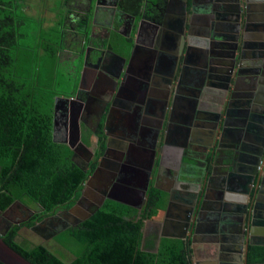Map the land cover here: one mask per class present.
Instances as JSON below:
<instances>
[{"label": "flooded vegetation", "instance_id": "af4514ba", "mask_svg": "<svg viewBox=\"0 0 264 264\" xmlns=\"http://www.w3.org/2000/svg\"><path fill=\"white\" fill-rule=\"evenodd\" d=\"M101 1L96 2L101 4ZM117 1L113 5L117 15L111 18L110 29H104L102 34V40L106 41H101L97 48L92 43V48L84 55L89 62L83 63L80 70L74 98L65 96L67 101L57 96L61 99H55V138L72 144L77 163L89 167L98 148L96 132L103 122L105 152L107 143L113 141L115 144L110 150L112 161L121 166L136 164L145 169L146 174L152 165L145 197L147 175H138L134 181L135 189L142 193L134 197L136 199L132 198L133 201L131 199L138 206L135 209L143 210L151 186L167 192V204L171 196L172 210H187L194 197L202 195L205 198L202 216L193 209L194 216L189 221L191 225L195 220L199 221L204 231L195 239L193 260L197 258V264H212V260L222 257L224 260L231 258L238 264L247 257V264H255L249 261V249L246 254V240H241V237H247L246 230L241 233L240 227L230 228L227 222L232 219L239 226L246 221L243 216L247 215L248 226L251 213L255 219L252 241H264V123L257 129L261 121L258 120L261 113L258 107L264 106L254 104L260 82L264 84V0H190V6L188 0H182L185 7L181 0H156L146 6L144 23L136 18L133 23L131 17L118 10ZM184 10L186 14H183ZM113 23L116 24L114 28ZM113 31L123 38L128 48H131L128 43L138 41L139 46L131 48L133 64L129 71L122 55L107 46L117 37ZM98 48H101L99 52ZM184 61L189 71L174 98V87L178 85V74ZM205 67L208 72L222 69L211 74L219 79L209 78V73L205 75ZM173 68L176 72L171 84L169 76ZM249 71L253 83L247 85ZM197 87H200L199 93ZM262 95L259 101H264V93ZM241 100L249 108L247 119L238 117L237 106ZM229 105L231 125L223 127L222 119ZM177 112L181 118L175 115ZM198 114L202 116L198 117ZM174 122L183 124L176 135L170 131ZM197 122L203 126H197ZM84 137L88 138L87 142L83 141ZM241 146H245L253 157L254 167H250L258 171L261 180L258 184L256 178L249 188V184L237 176L232 178L234 181L227 197H232L234 202L226 208L234 214L229 217L227 211H219L224 206L218 202L221 197L226 198L224 193L227 192L221 188L229 184L230 169L225 162L233 153L244 155ZM195 164L202 167L198 178L191 180L190 172L194 171ZM244 167L239 165L238 169ZM167 179L169 183L166 184ZM103 182L100 183L102 186L105 185ZM113 188L110 186L108 192L115 195ZM213 210L225 216L213 214ZM163 220V213L155 211L148 220L150 226L145 230V238L157 234L158 240L165 230L161 226ZM37 224L35 230L40 229ZM48 228L53 230L52 226ZM214 230L216 235L209 232ZM46 231L47 228L43 232ZM222 231L223 234L227 231L237 233L233 253L220 252Z\"/></svg>", "mask_w": 264, "mask_h": 264}, {"label": "trees", "instance_id": "16d2710c", "mask_svg": "<svg viewBox=\"0 0 264 264\" xmlns=\"http://www.w3.org/2000/svg\"><path fill=\"white\" fill-rule=\"evenodd\" d=\"M152 1L156 0L117 3L120 11L141 19ZM24 4V0H0V212L16 202L34 209L13 223L4 240L32 264H194L189 238H162L155 250L143 248L146 222L168 200L167 192L156 186L150 187L141 211L107 199L91 217L60 231L53 240L65 251L63 257L42 243L18 240L23 229L76 204L106 149L101 122L95 157L84 171L72 160L69 145L55 138V99L76 91L84 48L73 60L62 59L66 50L62 32L70 28L64 25L65 14L70 13L66 5L65 14L57 12L58 20L44 29L42 20L28 17ZM30 29L41 31V36H30ZM83 32L87 38L89 27L81 28ZM124 43L118 35L107 46L124 48ZM249 261L264 263V246H250Z\"/></svg>", "mask_w": 264, "mask_h": 264}, {"label": "water", "instance_id": "95a60500", "mask_svg": "<svg viewBox=\"0 0 264 264\" xmlns=\"http://www.w3.org/2000/svg\"><path fill=\"white\" fill-rule=\"evenodd\" d=\"M181 3L183 5V7H185L184 1L181 0ZM116 6H117V4H116ZM185 10H184L183 14H186L187 11H185ZM127 16L131 17V19L133 20L132 21L133 23L135 22L136 19L134 16H131L129 14H127ZM143 18H144V15H142V17H141L142 22L144 23L145 20H143ZM137 46H139L138 41L133 40L131 48L136 49ZM131 50L129 52L130 53L129 57L122 56V60L127 64V71H129L128 68L130 66H132V64H133L132 63L133 57L131 56ZM182 50H183V48H182ZM182 50H181V53H183ZM262 59H264V56L262 57ZM187 65L188 64H186V62L184 61L183 67L181 69V73L178 74V79H177L178 85H175V87H174V89H175L174 98L179 94V92H178L179 87L185 81L186 74L189 71V68L187 67ZM207 70L208 69H206V67H205V70H204L205 75H207V73H209L211 75V74H214L216 72L222 71V69H217V68H216V70L210 69L209 72ZM249 70H251V67ZM175 72H176V69L173 68V70L171 71L170 76H169V79H170L169 83H171V84L174 83ZM250 72L251 71H249L248 74H246L245 84H247V85L253 83L252 76L250 75ZM212 77L216 80L219 79V77H216L213 75L209 76V78H212ZM262 82H264V81H262ZM170 87H171V85H170ZM200 87H197L198 93L200 92ZM260 89H262V90H260ZM260 89L258 90L257 93H255L256 99L254 101V104H258L256 106H264V104H263L264 101H262V100L259 101V98L263 97L262 94L264 93V84L261 82H260ZM59 99H61V98H58V97L56 98L57 101ZM201 104L202 103L199 104L200 110H201V106H202ZM237 109L239 110L238 117L243 118V119H247L245 117L246 116L248 117V112H249L248 109L249 108L246 107V104L243 100H241V103L238 104ZM218 110H219V108H218ZM229 110H230V105L228 107L226 106V110L224 112V118L222 119V124H221L223 127H225V126L227 127L231 123V121H229V117L231 116L229 114ZM258 111L261 112V113H259L260 116L258 117L259 118L258 120H261L259 122V126H257V129L259 130L260 125L264 123V113H263L264 107H258ZM218 114L219 115H217V116L220 117L219 111H218ZM200 116H202V115L198 114V117H200ZM54 125H55V122H54ZM196 125L197 126H203V124L201 122H197ZM79 134H80V131H79ZM262 135H264V130H262ZM79 140L81 142L80 135H79ZM81 144H82V142H81ZM68 145L73 150L72 160L81 169H83L84 171H87L88 167L82 166V165L77 163V161H76V150L74 149V146L72 144H68ZM82 145L85 146V144H82ZM113 146H115L113 141L107 143L106 152L104 153L101 160L98 162L95 170L89 176L87 182L84 185L81 196L78 199V201L76 202V204L67 211H61L54 216H50V217L45 218L43 221H41L40 223L37 224V227L40 229H36V230H40V232L43 233L45 228L52 226L53 230L48 234V236L53 239L60 233V231H63L65 229L69 228L70 226H76L80 222L91 217L104 204V202L107 199L114 200V201H117L119 203L125 204L127 206H131L134 208L138 207L132 201H133V199H136L134 197L139 196L140 194L142 195V193L135 189L134 181L138 175L145 174L148 177L149 173L152 170V165H151V168L149 167L150 169L148 168L147 174H146L145 169L137 167L136 164L130 165V166H125V165L121 166L119 163L114 162L110 159V156H111L110 152H112L110 150H112V148H114ZM244 147L245 146L240 147V149H242L241 152H243L244 155L243 154L238 155L237 153H233V154H231V156H229V161L226 160V162H225V163H227L226 165L229 164L228 168L230 169L228 171L229 172V179H228L229 184L227 183L228 185L223 186L221 188V190H223L224 192L226 191L227 193H224L226 195L225 196L226 198L223 199V197H221L220 198L221 201L218 203H219V205L221 204L222 206H224L219 211L221 212L223 210V213L228 212V215H226V216H229V217H231L232 214H234V211H232L231 209L227 210V208H226V207L231 206L234 202L232 197L231 198L227 197L228 193L230 195V192H229L231 190L230 185H232V183L234 181V179H232V178L237 176V179L240 178L242 181L249 184V188H250V185H253L256 178H257L256 180H257L258 184L260 183V180H261L260 175L257 176L258 171H255V168H251V167H254V166H252V161H251V158L253 160V157L251 155H249L250 152L248 151L247 148L245 149ZM239 152H240V150H239ZM235 157H237V158L234 161ZM233 161H234V164H233ZM236 163H238V164L235 166ZM239 165H245L244 169H242V168H241L242 170L238 169ZM120 167H121V169H120ZM123 173H124V175H123ZM125 174H126V176H125ZM149 177H150V175H149ZM149 177H148V179L145 180L146 186L144 187L145 190L143 191V195H144L143 197H145L146 191L148 190V187H149ZM97 181H99V182L104 181L103 183L105 184L102 186V188L98 189L99 193L94 192V190H97V185H96ZM115 181H117V182H115ZM110 186L114 187L113 191L116 193L115 195L110 194L108 192V189H110ZM131 199H132V201H131ZM204 205H205V198H203L202 195H196L194 197V200L192 201V205L189 206L190 208H188L187 210L185 208H182L180 210H175V209L172 210L173 205L171 204V196L169 195V201H168L166 208L158 209L164 215V220H163L164 222L161 224V226L163 225L162 228L165 229L163 231V233L160 234L159 240H161L162 238H172V239H187V238H189L191 240L193 253L195 255V251H194L195 239H196V237H199L204 231H203L202 226H200V224L198 223L199 221L195 220L193 225H191L189 221H191V219L194 216L193 215V212H194L193 209H196V214L198 216H200V215L202 216L201 213L203 211ZM224 210L227 212H225ZM64 214L69 215L66 218V220H67L66 223H64L63 220L61 219V217L65 216ZM213 214L217 215L220 213L215 212L213 210ZM203 215H205V214H203ZM220 215L225 216L223 214H220ZM243 218L244 219L246 218V221H243L241 223V225H239V226L235 225L233 223L232 219L230 222H227V223L229 224L230 228L231 227H234V228L240 227L239 231L241 233H243V231L246 230L247 237L243 236V237H241V240H243V239L246 240V254H247L248 249H249L248 248L249 245H251V246H264V241H252L253 240V237H252L253 234L252 233L254 230L253 225L255 223V219L253 216H251V213L249 214V218H250L249 222L250 223L248 222V226H247V215L243 216ZM194 219L198 220L199 218L195 217ZM196 222H197V224H196ZM13 223H15V222L8 221L7 224L5 225L4 229H0V261L3 262L4 264H32L30 261H28L26 258H24L21 254H19L17 251H15L8 243H6V241L3 238L4 235H6V233L9 231V229L12 227ZM250 224H252V226ZM31 229L35 230V227H32ZM209 232L212 235L217 234L216 230L209 231ZM222 234H223V231H222ZM234 240H235V242L237 241V233L230 232V231H227L226 233H224L222 241L219 242L220 248H221L220 252H222V253H233V251L235 249V247H233ZM241 240H240V242H241ZM158 244L159 243H157L156 248L158 247ZM221 258L222 257H219L218 260L217 259L212 260V264H235V262L231 258L230 259L228 258L225 260L221 259ZM195 261H197V258H196V260L195 259L193 260V263L197 264ZM237 263L238 264H242V263L247 264V257L245 260L244 259H242V261L239 260Z\"/></svg>", "mask_w": 264, "mask_h": 264}, {"label": "rangeland", "instance_id": "374dc122", "mask_svg": "<svg viewBox=\"0 0 264 264\" xmlns=\"http://www.w3.org/2000/svg\"><path fill=\"white\" fill-rule=\"evenodd\" d=\"M24 1L27 3V6L30 10L28 17H32L33 21H38V20L41 21L42 20L44 22L48 18L51 19L53 17V14H55V13H53V11H56V15H57L58 11L59 12L61 11V13L65 14V11L63 8L64 1L62 2V0H24ZM79 1H80V5H76L72 9V11H74V12H70L68 14H65L66 21H65L64 25H70L71 29L65 32V37H66V44H65L66 48L65 49L66 50H64V52L62 53V59H65L68 62H69V60H73L76 57V54H78L81 51L82 45L85 42V41H83V36L80 34H77V31L72 29L75 26L74 20L76 18H78L80 14H87V12H88L87 10L90 7H91L92 13L94 15L93 22L95 21V17L97 14V19L93 23L94 24L93 27H95L94 32H95L96 37L91 36L88 43L85 44V47H86V48H84V55H85V53H88L90 51V49L92 48V43H94L95 48H97V45H100V43L103 39L102 34L104 32V29L108 28L109 22H110L112 16L114 15V11H115V6H113V5H114V3H116V0H103V1H101V4H99V2H96V1L91 2L90 0H79ZM74 2H75V0H74ZM65 4L67 7H69V5H71V1H67ZM27 6H24V7H27ZM76 10H78L79 13ZM25 11H26V8H25ZM35 16H38V17H35ZM74 16H75V19H74ZM57 18H58V16H57ZM79 19H80V17H79ZM30 31H32V29H30ZM104 41L105 40H103V43H104ZM89 47H91V48H89ZM97 50L99 52L100 48H98ZM88 62H89V60L87 59L86 56H84V65H87ZM74 93H70V95H62L60 97L63 100H67L66 99L67 97H65V96H71V98H74L73 97ZM67 101H69V100H67ZM193 148H194V150H197L196 149L197 147L193 146ZM182 167H185V165L183 164ZM194 167H195L194 171L190 172L191 180H196V178H198L202 166L195 164ZM195 176H197V177H195ZM162 179H165V178L162 177ZM162 179H161V183H163ZM167 182L169 183L168 179L166 181V184H167ZM33 209L34 208L31 206H25V205L21 204L20 206L15 205L12 208V210H10L7 213L2 214L0 212V229H4L5 226H3V225L4 224L6 225L8 221L12 222V219L21 221V220L27 218L32 213ZM64 215H65L64 219H66L67 216H69L66 214H64ZM157 218H158V215H157ZM156 220L157 219H155L154 221H156ZM146 226H147L146 228H148L150 226L149 221L146 222ZM146 228H145V230H146ZM50 232H51V230L49 228H47V231L43 232V233H41L40 231L34 230V229H23L20 233L18 240L20 242L26 241V242H29L30 244H41L42 243L45 246H47L49 249L53 250L58 256L63 257V252H65V251H63V249L52 238H50L48 236V234ZM157 238H158L157 234H155V235L153 234L152 236H148L147 238H145L147 240H145L143 248L147 249V250H155L158 241H160L159 239L157 240ZM195 250H196V246H195L194 251ZM67 257L69 258L70 256L67 254Z\"/></svg>", "mask_w": 264, "mask_h": 264}, {"label": "crops", "instance_id": "0c3cea01", "mask_svg": "<svg viewBox=\"0 0 264 264\" xmlns=\"http://www.w3.org/2000/svg\"><path fill=\"white\" fill-rule=\"evenodd\" d=\"M68 1V0H67ZM67 1H64V4L67 2ZM69 1H71V5H69V7H67L66 9H67V12L69 11V12H74V11H72V9L76 6V5H80V1L79 0H75V2H74V0L72 1V0H69ZM91 2H94V1H97V0H90ZM63 2V1H62ZM64 4H63V6H64ZM66 5V4H65ZM115 5V4H114ZM24 6H27V3L25 2V4H24ZM25 8H26V11H25V13L28 15L29 14V12H30V10H29V8H28V6L27 7H24V10H25ZM64 8V7H63ZM116 8V7H115ZM77 9V8H76ZM77 12H78V10H76ZM88 12H87V14H80L79 15V17L81 18V19H79V17L78 18H76L75 19V16H74V23H75V26L72 28V29H74L75 31H77V34H80V35H82L83 36V41H85L84 42V44L82 45V49L83 48H86L85 47V44L86 43H88V41L90 40V37L91 36H94V37H96V35H95V32H94V28L95 27H93V23L96 21V19H97V14H96V17H95V21L93 22V19H94V15H93V13H92V9H91V7L87 10ZM56 11H53V13H55ZM59 12V11H58ZM119 12V11H118ZM79 13V12H78ZM117 12H116V10L114 11V17H115V15H117L116 14ZM120 13V12H119ZM35 17H38V16H35ZM113 17V16H112ZM31 19H32V17H30ZM44 20V19H43ZM52 20V21H51ZM56 20H58V18H57V15L56 14H53V17L51 18V19H47L46 21H44V23H43V25H44V29H47V28H49V27H51V25L53 24V22H55ZM81 21H84V23H82ZM82 25V26H81ZM113 25V28L115 27V23H113L112 24ZM66 27V26H65ZM83 28V30H85V29H87L88 27H89V33H88V37L86 38L85 37V34H84V32L83 33H81V28ZM92 27V28H91ZM77 28H80V29H77ZM71 28H65V30L63 29V32H62V34L65 36V32L66 31H68V30H70ZM110 29V27L108 26V28L106 29V30H109ZM28 33H30L29 35L31 36V35H37V36H41V31H36V29L32 32V31H28ZM33 33V34H32ZM113 33H116L115 31H113ZM63 36V37H64ZM66 38V37H65ZM103 41V40H102ZM106 41V40H105ZM95 42V41H94ZM65 44H66V39H65ZM94 44V43H93ZM106 44V43H105ZM131 47H132V44L130 45ZM124 48H115L113 51H115V52H117V53H119L120 55H122V56H125V57H129V52H130V50H131V48H128L127 46H126V44H125V46H123ZM89 48H91V47H89ZM101 49V48H100ZM81 52V51H80ZM83 63H84V60H83ZM157 76H159V75H157ZM175 115H177V117L178 118H181V116L179 115V113L177 112V114L175 113ZM182 123H179V122H174L172 125H171V128H170V131H171V133L174 135H176L177 133H178V131L180 130V128H182ZM185 127V126H184ZM176 145H173V147H175ZM227 146H229V145H227ZM173 147H171V149H173ZM178 147V146H177ZM230 148V147H229ZM172 169H170V171H171ZM101 183V181L99 182V181H97V183H96V185H97V188L98 189H100V188H102V185L100 184ZM171 187V186H170ZM99 193V192H98ZM20 206L21 205V203L20 202H16L15 204H13V206L12 207H14V206ZM23 205V204H22ZM210 253V252H209ZM211 254V253H210Z\"/></svg>", "mask_w": 264, "mask_h": 264}, {"label": "bare ground", "instance_id": "6f19581e", "mask_svg": "<svg viewBox=\"0 0 264 264\" xmlns=\"http://www.w3.org/2000/svg\"><path fill=\"white\" fill-rule=\"evenodd\" d=\"M202 66H203V65H202ZM118 145H119V144H118ZM94 192H97V193H98V192H99V191H98V188H97V190H94ZM61 219H62V220H65L64 218H61Z\"/></svg>", "mask_w": 264, "mask_h": 264}]
</instances>
